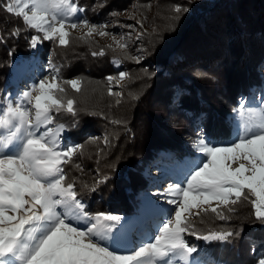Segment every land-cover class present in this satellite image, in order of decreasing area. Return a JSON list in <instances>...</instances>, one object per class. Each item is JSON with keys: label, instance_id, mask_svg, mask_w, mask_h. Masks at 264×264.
<instances>
[{"label": "trees", "instance_id": "1", "mask_svg": "<svg viewBox=\"0 0 264 264\" xmlns=\"http://www.w3.org/2000/svg\"><path fill=\"white\" fill-rule=\"evenodd\" d=\"M86 19L104 22L113 19L122 25L135 19L141 33L136 56L127 47L129 57L112 51L95 37L93 43L73 39L68 47L42 40L35 47L38 55L60 68L61 77H84L106 83L107 76L124 71L129 79L123 87V99L101 96V86L86 84L83 96H77L78 114L55 115L66 126L67 143L83 145L65 166L75 177L78 190L83 184L95 191H83L86 211L111 212L130 216L135 212L140 192L149 185L143 166L164 159L176 161L195 157L193 148L196 125L214 143L230 138L231 111L236 97L249 95L262 81L259 68L264 62V0H74ZM9 0H0V97L7 86L10 64L15 56H28L32 35H42L26 28L22 18L6 11ZM189 9L174 21L172 9ZM134 9L129 15L122 11ZM118 13V15H113ZM134 17V18H133ZM174 25V30L170 26ZM19 29L18 35L11 33ZM72 32L73 37L82 33ZM105 49V55L92 51ZM115 48V47H113ZM119 59L120 62L115 61ZM97 91L93 92L92 89ZM129 93L138 95L131 99ZM70 95H75L70 91ZM86 109V111L84 110ZM99 113L92 115L91 113ZM113 119L123 121L113 124ZM109 136V144L103 138ZM92 138L96 139L94 142ZM155 159V160H154ZM108 176L104 183L97 181ZM248 201L236 205L231 219L221 221L209 214L197 221V228L231 229L238 235L230 242H205L192 235L187 241L196 245L220 264H255L264 256V223L257 221ZM151 219V218H150Z\"/></svg>", "mask_w": 264, "mask_h": 264}, {"label": "snow or ice", "instance_id": "2", "mask_svg": "<svg viewBox=\"0 0 264 264\" xmlns=\"http://www.w3.org/2000/svg\"><path fill=\"white\" fill-rule=\"evenodd\" d=\"M6 11L22 18L26 28L42 34L31 36L33 48L42 40L66 48L73 39L93 43L94 34L110 35L106 24L74 20L83 11L74 0H9ZM172 11V19L178 21L189 9L176 5ZM77 28L87 31L73 37L70 30ZM18 34L19 29L11 33ZM144 34H138L136 40ZM111 38L116 47L109 44V49L115 52L118 48L124 58L139 62L138 57L128 56L125 37ZM91 55L103 56L105 49ZM49 64V76L32 84L15 101L8 99L0 105V264H189L198 249L189 244L186 235L208 243L230 242L238 235L226 228L201 231L197 221L203 223L205 216L227 221L236 205L248 201L255 219L264 223V104L248 107L241 101L233 109L239 120V134L233 142L214 146L200 138L194 144L201 157L191 163L183 186L174 184L166 190L170 197L166 203L173 207L160 209L167 219L157 226L154 236L124 253L106 245V241L119 242L123 217L86 211L81 195L96 187L83 184L78 190L76 178L65 170L70 164L80 169L73 161L83 155L84 146H62L66 126L56 123L55 115L63 112L75 117L81 110L78 103H83L77 96H83L86 84L100 85L101 96L115 97L120 104L123 92L114 91V86L122 88L129 74L107 76L106 83L84 77L64 79L60 68L51 60ZM111 123L123 121L113 119ZM103 142L109 144L108 134ZM108 179L104 176L96 184ZM257 264H264V256Z\"/></svg>", "mask_w": 264, "mask_h": 264}, {"label": "rangeland", "instance_id": "3", "mask_svg": "<svg viewBox=\"0 0 264 264\" xmlns=\"http://www.w3.org/2000/svg\"><path fill=\"white\" fill-rule=\"evenodd\" d=\"M131 11H134V9L127 8L122 11V13L129 15ZM73 19L79 20L86 18L82 12H79ZM90 22L97 25H107L106 30L110 35L102 37L94 34L101 44L107 46L111 44L113 47H116L112 41V35H115L117 39H120V37L123 36L127 39L128 47H130L133 52V56L137 55L141 40H136V36L140 34L141 31L139 26L135 23V19H131L129 22H124L122 25H117L116 21L113 19H107L104 22ZM128 25H132L133 27L129 28L127 27ZM70 31L82 33L87 30L84 28H77ZM128 33H131L130 38L127 37ZM38 45H40V43ZM34 49L35 48L32 49L28 56H17L12 60L10 64V75L8 77L9 85L4 89L3 95L0 97V105H3L8 99L15 101L18 96L23 91L28 90L32 84L38 82L45 76H49L51 71V66L49 64L50 58H48V55L41 58L38 55L37 50L35 51ZM52 64L55 63L52 62ZM259 72L262 74L261 84L258 87H255L246 97L243 95L237 96L236 105L233 109L237 108L241 101H244L248 107H260L264 104V62L259 68ZM230 118L232 126L231 135L228 140L216 144L203 134L200 126L196 125L194 144L200 138H203L208 144L214 146H223L233 142L239 134V120L237 114L233 110L231 111ZM66 138L67 132L65 129L62 134L61 144L63 147L73 146L71 143H67ZM193 148L195 150V157L193 158L189 156L186 160L176 161L172 157L170 159H164L163 162L160 164L156 163L155 165H152V160L143 166L142 173L148 178L149 185L140 192L135 212L130 216L120 215L123 217L121 223L124 228L120 234L119 242L106 241V245L110 246L113 250L124 253L134 250L136 247H139L142 242H147L150 237L154 236L157 226L164 219H167V215L162 214L160 209H171L173 207L166 203V200L170 198L165 195L166 190L170 185L174 184H181V186H183L191 163L201 157V154L196 150L194 145ZM149 218L151 219L149 220ZM133 224H135L134 227ZM185 238L187 240L186 236ZM189 244L195 245L198 249L196 253H193L189 264H220V262H214L207 254H205L196 245V242H189ZM178 264H182V262H178ZM255 264H257V262Z\"/></svg>", "mask_w": 264, "mask_h": 264}, {"label": "bare ground", "instance_id": "4", "mask_svg": "<svg viewBox=\"0 0 264 264\" xmlns=\"http://www.w3.org/2000/svg\"><path fill=\"white\" fill-rule=\"evenodd\" d=\"M127 225V224H126ZM128 226V225H127ZM135 226V224H133V227ZM132 227V226H131ZM130 229V228H129ZM125 239V238H124Z\"/></svg>", "mask_w": 264, "mask_h": 264}]
</instances>
